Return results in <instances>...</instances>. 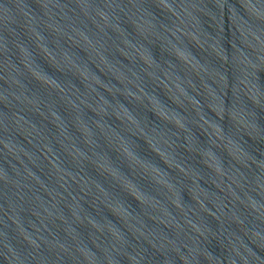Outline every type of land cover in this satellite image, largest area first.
I'll list each match as a JSON object with an SVG mask.
<instances>
[{
	"label": "water",
	"instance_id": "obj_1",
	"mask_svg": "<svg viewBox=\"0 0 264 264\" xmlns=\"http://www.w3.org/2000/svg\"><path fill=\"white\" fill-rule=\"evenodd\" d=\"M0 264H264V0H0Z\"/></svg>",
	"mask_w": 264,
	"mask_h": 264
}]
</instances>
